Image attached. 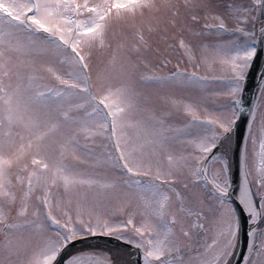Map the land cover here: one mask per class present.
<instances>
[{"label":"rangeland","instance_id":"rangeland-1","mask_svg":"<svg viewBox=\"0 0 264 264\" xmlns=\"http://www.w3.org/2000/svg\"><path fill=\"white\" fill-rule=\"evenodd\" d=\"M44 1L48 13L34 16L31 22L44 24L46 30L76 45L77 48L72 44L70 47L77 52L91 80L94 72L100 71L99 61L103 65L112 61L88 85L91 100L104 106L112 127L107 135L105 120L92 114L94 103L82 91L83 75L69 53L39 35L23 34V27L5 26L0 33V80L4 83L0 95V240L4 243L0 264H49L56 246L68 239L64 236L68 234H59L60 230L69 232V236L92 230L118 233L127 241L132 239L131 233H143L137 228L155 232L151 210L168 215L169 204H161L160 184L137 180L135 174L159 180H169L171 174L178 176L175 184L164 181L172 193L166 199L171 203L173 197L182 209L189 226L184 237L197 256L210 252L215 221L218 239L212 242L214 252L203 262L195 263L191 257L174 264H223L236 240V213L224 197L219 200L222 205L214 204L213 216L203 209L206 205L196 203L210 199L213 187L228 190L229 167L222 152L204 167L203 156L214 140H203L199 126H195L196 116L213 120L219 131L231 126L237 114L232 101L243 84L247 60L254 50L251 41L264 19V0H184L186 6L177 0H156L138 15L131 12L119 16L114 11L111 20L105 0H84L86 10L73 0H54L56 6L53 0H36L39 12ZM114 1L117 5L129 2ZM1 4L20 15L31 9L27 0ZM64 5L69 6V13L65 7H58ZM113 8L116 10V5ZM93 29L102 30L98 34ZM150 36L152 51L146 49ZM87 37L92 47L83 44ZM155 46L161 47L163 55L156 62L153 56L161 54H154ZM86 50L94 61L86 59L91 55ZM165 59L176 61L177 67L184 69L181 78L165 76L161 82L148 81L154 73L170 72L166 68L172 64L165 68ZM47 77L54 81V88L45 84ZM78 80V87L57 88L61 83L77 84ZM42 90L50 91V95L32 97ZM181 101L187 104L181 116L190 114L188 123L176 122L174 110ZM25 103H31V110ZM68 113H75V118L70 119ZM263 113L261 90L253 119L259 120ZM148 120L167 128H161V135L157 133L156 146L151 144L153 134L141 132L139 127L140 122ZM173 126H182L186 132L177 141L169 132ZM263 132L262 129L260 134ZM255 138L248 136L245 142V173H253L255 168ZM110 149L130 172L117 168ZM199 167L216 180L211 175L200 178ZM249 185L252 193L264 189L254 179ZM154 200L157 204H148ZM262 211L264 214V199ZM261 217L264 223V215ZM163 230L160 235L154 233L158 235L156 239L165 238L166 229ZM146 239L150 247L152 240ZM253 257L255 260L248 264H264V253L258 251Z\"/></svg>","mask_w":264,"mask_h":264},{"label":"water","instance_id":"water-1","mask_svg":"<svg viewBox=\"0 0 264 264\" xmlns=\"http://www.w3.org/2000/svg\"><path fill=\"white\" fill-rule=\"evenodd\" d=\"M262 40L263 38L260 37L259 43H258V48H257V53L255 56V59L253 61L252 67L250 69L245 89L242 94L241 98V112H240V118L238 122L236 123V144L233 152V177L234 180L236 179L237 171H238V145L240 143V138L242 137V134L244 132V127L246 125V121L248 118V112H249V106L252 103L253 96L255 93V90L263 76L264 73V56H263V51H262ZM262 61V62H261ZM261 62V64H260ZM235 205L239 211L240 218H241V243L239 245V251L236 257V262L235 264H240L241 260L243 259V256L246 252V247L248 244V220L244 214V211L242 209V206L237 203L236 201ZM137 262L139 264V259L137 258ZM57 264H62L61 261H58Z\"/></svg>","mask_w":264,"mask_h":264},{"label":"bare ground","instance_id":"bare-ground-1","mask_svg":"<svg viewBox=\"0 0 264 264\" xmlns=\"http://www.w3.org/2000/svg\"><path fill=\"white\" fill-rule=\"evenodd\" d=\"M264 23L262 22L261 26H263ZM233 140H234V136L233 133H229L225 139L220 143V150L223 151L226 154V157L229 161L231 153H232V148H233ZM232 195L237 198L241 204H243L247 214H248V218L250 220V222L254 223L255 219H256V206L253 203L246 179H245V175H244V171H243V167L241 166L240 169V175H239V179H238V183L237 185L233 188L232 190ZM113 256H115V254L112 252ZM115 264H123V260L121 258H117L115 257Z\"/></svg>","mask_w":264,"mask_h":264},{"label":"flooded vegetation","instance_id":"flooded-vegetation-1","mask_svg":"<svg viewBox=\"0 0 264 264\" xmlns=\"http://www.w3.org/2000/svg\"><path fill=\"white\" fill-rule=\"evenodd\" d=\"M263 169H264V166H263Z\"/></svg>","mask_w":264,"mask_h":264}]
</instances>
